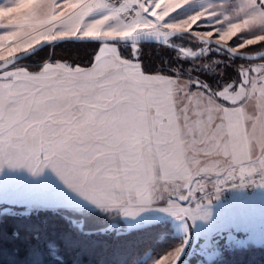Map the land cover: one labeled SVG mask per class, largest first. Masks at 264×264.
<instances>
[{"label":"rangeland","instance_id":"1","mask_svg":"<svg viewBox=\"0 0 264 264\" xmlns=\"http://www.w3.org/2000/svg\"><path fill=\"white\" fill-rule=\"evenodd\" d=\"M128 1L122 22L138 31L162 33L171 28L194 29L239 50H264V0H0V61L51 35L92 30L96 29L95 25L103 30L110 29L113 21L118 22L114 11L123 10L121 4ZM175 42L183 44L190 53L197 51L186 38ZM123 50L127 54L125 58L120 56L116 43H101L95 57L101 55L116 63L139 65L141 53L136 44L125 46ZM207 54L193 59L190 65L186 63V67H179L187 60L180 63L177 53L171 58L177 68L199 71L211 78L219 69L238 67L239 83L220 86L212 96L196 77L145 74L172 79L178 104L189 107L196 104L206 116L213 118L214 125L227 123L226 117L239 116L243 129L251 132L254 125L259 129L264 125V60L233 65L220 50L210 48ZM180 57L182 60L183 56ZM92 64L77 66L55 61L37 69L24 65L8 67L0 70V85H16L54 74L63 77L66 73L60 65L70 66L72 70L76 67L87 70ZM236 74L234 72L232 77ZM252 147L256 152L251 157L196 155L184 164L178 175L156 183L148 199L104 209L114 218L103 231H126L152 222L168 221L180 236L179 243L153 256L146 264H159L165 257V264H189L191 257L200 264L216 257L224 245L264 244V172H261L260 144ZM37 170L36 165L30 170L27 166L0 162V215L95 204L69 187L50 167ZM197 206L206 216L177 217L165 210L192 211ZM122 207H128V211L135 214H125ZM177 250L179 256L174 260Z\"/></svg>","mask_w":264,"mask_h":264},{"label":"snow or ice","instance_id":"2","mask_svg":"<svg viewBox=\"0 0 264 264\" xmlns=\"http://www.w3.org/2000/svg\"><path fill=\"white\" fill-rule=\"evenodd\" d=\"M94 60L87 70L60 65L63 77L0 85V162L50 167L87 199L113 207L148 199L156 183L199 154L251 157L260 144L264 157V125L249 132L239 116L214 125L196 104H178L172 79L145 74L138 64ZM260 164L264 172V159ZM165 210L206 216L199 206Z\"/></svg>","mask_w":264,"mask_h":264},{"label":"trees","instance_id":"3","mask_svg":"<svg viewBox=\"0 0 264 264\" xmlns=\"http://www.w3.org/2000/svg\"><path fill=\"white\" fill-rule=\"evenodd\" d=\"M180 38L188 39L198 50L203 42L190 34H177L167 44L142 42L138 63L144 73L169 76L196 77L204 89L215 96L216 89L232 82L239 83L238 67H224L214 78L201 72L179 69L172 55L178 54L180 63L190 65L193 59L205 57L210 48L220 50L234 63L259 62L241 59L215 45L206 46L191 56L175 46ZM101 43L95 41L63 40L49 43L23 60L8 67L27 66L37 69L47 62L63 61L71 65L92 64ZM120 56L127 57L123 47L133 43H116ZM244 52H251L243 49ZM183 56V61L181 57ZM261 60H264L261 59ZM167 63L169 65H167ZM222 72H221V71ZM235 73L238 78L232 77ZM235 79V80H232ZM219 82L218 85H215ZM108 211L93 208L41 209L30 214L5 213L0 215V264H146L180 241L168 221L152 222L126 231H103L112 222ZM120 222H121V218ZM189 264H197L191 257ZM200 264H264V244L224 245L219 254Z\"/></svg>","mask_w":264,"mask_h":264},{"label":"water","instance_id":"4","mask_svg":"<svg viewBox=\"0 0 264 264\" xmlns=\"http://www.w3.org/2000/svg\"><path fill=\"white\" fill-rule=\"evenodd\" d=\"M177 34H190L201 40L204 44L201 46L195 53L188 52L185 48L180 46H175L176 48L180 49L181 51L194 56L201 52L206 46L215 45L220 47L226 51H228L231 55L245 59L250 61H260L264 58V50L259 52H244L242 50L236 49L230 43L216 39L211 36H207L205 34L199 33L194 29H184V28H171L165 32H158V31H138L134 33H128L127 35L121 37L119 34L114 36H108L106 34H68V35H59L54 36L51 38L44 39L43 41L39 42L35 46L26 49L22 52H19L9 58H6L0 61V70L6 68L7 66L17 63L30 54H33L43 46L55 42V41H63V40H72V41H95L99 43H142V42H154L159 44H167L169 43V39Z\"/></svg>","mask_w":264,"mask_h":264},{"label":"crops","instance_id":"5","mask_svg":"<svg viewBox=\"0 0 264 264\" xmlns=\"http://www.w3.org/2000/svg\"><path fill=\"white\" fill-rule=\"evenodd\" d=\"M147 4H148V2H147ZM122 5V9L123 10H119V9H116L115 11H114V16L116 17V20L118 21V22H116V23H114V21H113V23H112V28H110V29H107V30H103L102 28H99L98 26H94V27H96V29H92V30H86V31H82V32H76V31H72V32H62V33H60V34H56V35H51V36H49L48 38H51V37H54V36H59V35H68V34H106V33H109V32H114V33H116V34H120V33H131V32H137L138 31V29H135V27H132V26H128V23L126 22V23H124V22H122L123 21V19H122V15L125 13V10H126V8L128 7V5H129V1L128 2H124L123 4H121ZM149 6V5H148ZM163 13V12H162ZM160 14V15H162L163 16V14ZM165 15H166V12L164 13ZM120 19V20H119ZM45 39V38H44ZM47 39V38H46ZM112 51H114V50H112ZM261 159H264V157H261L260 158V160ZM259 162V161H258ZM249 164H251L250 162H249ZM113 207H116V206H113ZM113 207H103V206H99L97 203H95V204H90V206H88V205H86V206H84V207H82V208H93V209H110V208H113Z\"/></svg>","mask_w":264,"mask_h":264},{"label":"built area","instance_id":"6","mask_svg":"<svg viewBox=\"0 0 264 264\" xmlns=\"http://www.w3.org/2000/svg\"><path fill=\"white\" fill-rule=\"evenodd\" d=\"M107 1L119 2V1H123V0H107Z\"/></svg>","mask_w":264,"mask_h":264}]
</instances>
